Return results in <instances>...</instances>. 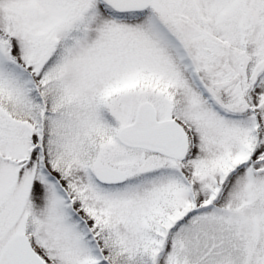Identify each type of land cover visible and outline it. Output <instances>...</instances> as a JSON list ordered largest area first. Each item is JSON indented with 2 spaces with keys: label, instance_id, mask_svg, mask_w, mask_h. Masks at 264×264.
<instances>
[{
  "label": "snow or ice",
  "instance_id": "6c2138e0",
  "mask_svg": "<svg viewBox=\"0 0 264 264\" xmlns=\"http://www.w3.org/2000/svg\"><path fill=\"white\" fill-rule=\"evenodd\" d=\"M0 264H264V0H0Z\"/></svg>",
  "mask_w": 264,
  "mask_h": 264
}]
</instances>
